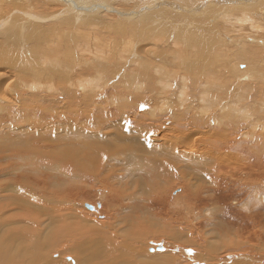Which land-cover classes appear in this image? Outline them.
Segmentation results:
<instances>
[{
    "label": "bare ground",
    "instance_id": "6f19581e",
    "mask_svg": "<svg viewBox=\"0 0 264 264\" xmlns=\"http://www.w3.org/2000/svg\"><path fill=\"white\" fill-rule=\"evenodd\" d=\"M257 109L264 0H0V139L14 132V114L42 121L28 142L13 141L34 147L0 142V264H176L137 234L154 179L195 176L213 186L204 209L223 204L232 179L219 172L232 158L220 147L262 140L218 126ZM260 165L250 158L249 174L238 165L251 191L264 182ZM75 181L106 191L102 210L80 207Z\"/></svg>",
    "mask_w": 264,
    "mask_h": 264
},
{
    "label": "rangeland",
    "instance_id": "374dc122",
    "mask_svg": "<svg viewBox=\"0 0 264 264\" xmlns=\"http://www.w3.org/2000/svg\"><path fill=\"white\" fill-rule=\"evenodd\" d=\"M108 7L111 8L112 5L109 4ZM25 104H26V107L31 108V109L35 107V105L31 103L30 101L25 102ZM105 106L106 104L100 105L101 109ZM259 113H260L259 111L254 112V114L250 116L251 120H247L246 122H244L242 118L241 120H235L236 118L234 117L232 123L230 124L231 126H229V124L227 125L225 120L221 122V124H219L218 126L219 128H223V125H224L226 129L232 130V134L230 135V137L232 138L234 137V135H239L240 137L250 135L251 138L260 137L262 140V142L259 141L256 144H251V145L245 144L240 147L238 145H236L238 146L236 147L235 144L231 141L229 144L220 147L219 153L223 155L228 154L227 156H229L230 159L232 158V162L230 166L231 169L230 168L227 169L229 170V172L227 173V171H225L226 169L224 168H222L221 172H219V176L221 178H224L227 180L232 179V186H229L228 190L224 192V190L220 187V189L222 190L221 192H223L225 195H228L227 198L223 200L224 201L223 204L222 202H220L216 205L214 204L204 209L205 202L203 201V199H206L205 201H208L209 204L213 202L212 201L213 199L211 197L213 186H210L209 184L204 183V181L196 183V180L193 181L195 179V176L189 177V178L186 177V179L181 180V179H178V177H176L177 175L172 173L170 174V176H172L170 177L171 180L169 179V175H164V174H160L162 178L161 176H159L160 178L156 177L154 179V183L152 182L154 185L153 190L155 191V194L157 196L153 195V198H154L153 202L151 203V205H149L152 211L150 210L151 214L148 212L150 216L145 217L148 220V223H146L144 226L143 225L140 226L137 232L138 236L142 237L141 242L144 246H147L148 244L150 246L151 245L158 246L159 244L161 246H164V250H166L165 251L166 253L163 252L161 256L168 253L167 255H171L174 262L177 261L175 262L176 264H221V263L222 264H238V263L239 264H244V263L245 264H264V191H263L264 182H262L261 179L257 182H251V183L258 184L260 190L259 191L257 190L256 192V190L254 189L253 191H251L252 188H250L249 183L245 181V179L247 178L246 176L247 173L249 174V172L250 173L252 172L251 170L247 172L250 158L253 157L256 161H258L261 164L260 166L262 167L261 171H264V143H263L264 142V132H261V123L264 124V121H263L264 114L262 115V113H260L261 115L260 116ZM39 114L40 113H38L36 117H30V116L23 117L22 115L20 116L17 114L12 115L10 119L12 120V124L15 126V128H13L14 132L11 133L10 137H8L7 140L1 138L0 142L4 143V140H5V143H8L11 146L12 144L16 145L15 142L17 141L15 140H18V142H28L29 136H34L33 134L36 133L38 127L42 125L41 118H38ZM66 117L67 116H65L64 120L60 121V124L64 123V121L66 120ZM252 119L258 121V124H260L258 125L259 127H257V129H252L251 127L248 128V126L245 124L248 121H253ZM28 126H30L31 130L28 128ZM233 130L235 131V133ZM243 130L246 135L244 134ZM16 135H19L20 138H15ZM13 141L15 142L13 143ZM259 144L262 145V147ZM258 145L260 146V148ZM1 146L2 145H0V147ZM24 146H30V148L34 147V145H21V144H18V146L16 145L17 148L21 147L22 150L25 149ZM249 147L254 148L255 150L254 154L249 155V153L246 152V149H248ZM230 149H231V154L227 152ZM260 152L262 153L260 154ZM234 155L237 156L238 159ZM16 161L19 162V164L23 163L22 165L24 166V168L26 166L25 170L26 169L28 170L29 167H31V171L34 170V172L29 173L30 175H32V177L27 173L25 174L23 173L25 176H28L27 181L32 180L33 177L35 176L36 177L38 176L36 172L37 168L34 169V167H32V166H36L35 162H32V161L29 162L30 160L28 161L25 159L16 160ZM0 164H2V162H0ZM190 165L193 166L192 164ZM238 165H239V168H245V172L247 173L242 174V172L237 171ZM16 174L20 175L21 173H16ZM165 176L166 177L168 176L167 181H166ZM156 180H160V181L157 182ZM239 180L242 183H240ZM168 182H170V184H173L174 186L168 184ZM184 183L187 185H185ZM74 184H76V186L78 187H81V189L85 191V192L83 191L81 192V195H79L78 200H77V203L82 202L81 203L82 206H80L82 209L86 210L87 213L89 214H94V212L102 210L103 200L100 197L103 195L102 192L106 193V191L101 190V187L98 184H95L94 186V183L91 184V183H85V182L82 183L80 181H75ZM163 185H165V187ZM193 187L195 188V190L193 189ZM164 189L165 191H163ZM253 195L256 200L253 198ZM193 196L194 198H192ZM157 201L160 203H158ZM260 201L262 202V204ZM193 202L195 203L192 204ZM254 202L257 204H255ZM155 204L157 206H155ZM90 207H92V210L87 209ZM146 207L147 205L144 206V208ZM97 219L102 222L105 218L104 216L99 215ZM204 235H207V237ZM154 241L155 243H153ZM166 244H168L169 246ZM198 245L200 246L198 247ZM212 247L215 248L216 252H214L215 250L213 252H210L209 249ZM55 252L57 253H54V255L60 254L58 249L55 250ZM174 256H176V258H174ZM67 257L68 256L66 257L62 256V258L64 259ZM193 258L195 260H193ZM41 264H48V263L42 261Z\"/></svg>",
    "mask_w": 264,
    "mask_h": 264
}]
</instances>
